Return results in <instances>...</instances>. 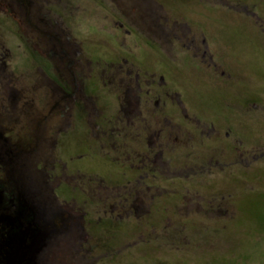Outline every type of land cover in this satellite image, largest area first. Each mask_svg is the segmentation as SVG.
I'll list each match as a JSON object with an SVG mask.
<instances>
[{"label":"flooded vegetation","instance_id":"obj_1","mask_svg":"<svg viewBox=\"0 0 264 264\" xmlns=\"http://www.w3.org/2000/svg\"><path fill=\"white\" fill-rule=\"evenodd\" d=\"M51 2L0 0V14L28 36L19 47L37 55L17 72L9 61L12 51L0 44V246L7 240L5 254L12 255L9 237L17 230L28 234L24 246L36 230L45 241L34 264H105L108 256L122 264L123 250L136 253L142 245L140 227L152 236L151 225L170 227L190 222L195 214L217 220L210 212L223 210L230 195L204 196L184 182L172 188V180L206 175L215 166L234 172L236 149L243 159L249 153L236 148L231 127L201 124L200 116L189 114V91L205 116L212 109L199 97L196 75L151 72L139 66V53L119 54L117 62L93 60L83 41L59 25L48 8ZM154 2L137 1L126 17L153 36L148 48L164 59L157 61L183 47L180 59L198 60L201 67L208 62L217 76L207 40L174 35L161 23L170 19L149 6ZM237 12L252 16L248 8ZM118 48L122 51L124 43ZM195 146L206 150L192 155ZM123 239L130 242L119 247Z\"/></svg>","mask_w":264,"mask_h":264},{"label":"rangeland","instance_id":"obj_2","mask_svg":"<svg viewBox=\"0 0 264 264\" xmlns=\"http://www.w3.org/2000/svg\"><path fill=\"white\" fill-rule=\"evenodd\" d=\"M137 1L142 2L52 0L53 5L48 8L65 31H70L76 41H83L90 55L86 54L93 60L102 57L108 62H117L119 56L139 53V66L149 68L151 72L196 75L197 82L194 83L199 85V97L203 102L209 101L212 109L205 116V108L197 105L200 102L189 91L185 94L189 114L200 116L201 124L208 121L223 128L231 127L236 148L240 146L241 151L245 149L250 155L240 158L236 149L234 172H223L221 166H215L217 169L204 173L206 175L190 178L184 175L181 180L173 179L172 188L175 183L182 186L184 182L196 187L201 195L217 194L220 200L221 196L230 195L231 198L222 203L223 210L218 207L219 210L210 212L218 218L214 221L195 214L190 222L173 223L170 227L169 224L151 225L152 236L145 235L140 227L143 236L139 244L142 245L137 246L136 253L123 250L121 263L264 264V0H155L149 5L170 19L168 23H161L171 27L174 35L181 34L182 39L183 34H188L184 39L194 36L198 41L207 40L206 44L214 54L217 76L211 74L208 62L201 67L198 60L186 62L180 59L185 52L183 47H178V52L174 48L173 54H164L165 62L159 63L164 59L148 48L147 41L153 36L143 31V25L126 17ZM244 8H248L252 16H239L237 11ZM7 19L0 14V44L12 51L10 64L20 72L23 63L34 62L37 55L31 48L29 52L19 47L28 36L21 27ZM119 19L123 22L117 21ZM121 42L124 43L122 51L118 48ZM195 149L192 155L206 150L199 146ZM183 153L178 154L180 159ZM227 157L225 155V159ZM205 160L207 163L208 158ZM171 201L175 202L174 199ZM196 219L204 221L195 222ZM162 231L166 233L161 235ZM117 242L119 247H124L130 240ZM111 245L115 246V242ZM104 263L116 264V261L108 256Z\"/></svg>","mask_w":264,"mask_h":264},{"label":"water","instance_id":"obj_3","mask_svg":"<svg viewBox=\"0 0 264 264\" xmlns=\"http://www.w3.org/2000/svg\"><path fill=\"white\" fill-rule=\"evenodd\" d=\"M17 232L18 234L9 237V239H12V242L10 243L12 247V255L10 257L5 254L7 240L1 244L0 264H34L36 258L35 255L44 246L45 236L43 233H38L34 230L31 234L30 244L24 246L28 234L20 232V230H17Z\"/></svg>","mask_w":264,"mask_h":264},{"label":"bare ground","instance_id":"obj_4","mask_svg":"<svg viewBox=\"0 0 264 264\" xmlns=\"http://www.w3.org/2000/svg\"><path fill=\"white\" fill-rule=\"evenodd\" d=\"M13 225H14V224H13ZM7 226H8V225H7ZM10 228H11V227H10ZM10 228H9V229H10ZM7 230H8V229H7ZM11 231H12V230H11Z\"/></svg>","mask_w":264,"mask_h":264}]
</instances>
